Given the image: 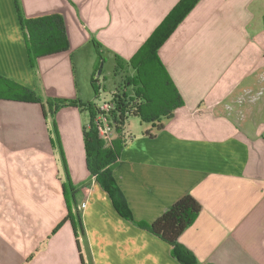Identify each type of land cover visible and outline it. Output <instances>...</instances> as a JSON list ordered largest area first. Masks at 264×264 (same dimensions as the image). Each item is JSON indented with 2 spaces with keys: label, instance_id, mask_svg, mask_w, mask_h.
<instances>
[{
  "label": "crops",
  "instance_id": "crops-1",
  "mask_svg": "<svg viewBox=\"0 0 264 264\" xmlns=\"http://www.w3.org/2000/svg\"><path fill=\"white\" fill-rule=\"evenodd\" d=\"M177 2L19 0L24 16L58 13L67 29L69 50L32 69L14 0H0V76L34 91L46 112L0 100V264H181L136 223L185 195L201 210L177 244L196 264H264V0H200L159 49L183 105L160 130L125 128L112 173L132 221L88 171V113L48 114L49 100L78 94L79 50L95 40L113 62L129 60ZM66 181L77 190L79 246L69 222L53 234L67 215Z\"/></svg>",
  "mask_w": 264,
  "mask_h": 264
},
{
  "label": "trees",
  "instance_id": "trees-1",
  "mask_svg": "<svg viewBox=\"0 0 264 264\" xmlns=\"http://www.w3.org/2000/svg\"><path fill=\"white\" fill-rule=\"evenodd\" d=\"M200 0H178L163 21L152 32L146 42L129 59L114 57L113 76L118 79L110 98L106 100L107 109H101L95 102L83 103L80 100L52 98L48 101V114L54 118L63 108H76L89 115V123L84 130V150L87 168L99 186L107 193L117 213L125 220L132 221V215L115 182L112 169L120 157L121 150L130 139L125 132L126 121L135 117L142 123L150 124L160 130L162 120H171L175 110L183 105L181 96L168 72L158 57L161 46L169 39ZM18 21L25 34V46L32 69L37 61L46 56L66 53L69 50L67 29L64 18L58 13H49L36 17H26L21 13L19 0H14ZM95 51V61L91 76V87L98 98L99 75L103 63L102 45L91 41ZM0 100L34 103L46 112L42 99L32 90L0 76ZM104 102V103H105ZM101 118L112 129L114 138L106 141L99 135ZM53 133L57 137L56 124L53 121ZM145 135L149 136L148 133ZM67 204V215L55 227L53 234L65 222L73 228L78 243V232H82L80 212L77 209L75 195L77 190L69 181L63 184ZM201 210L199 203L190 195H185L173 203L152 223H136L142 230L151 233L171 247L172 256L181 264H196L185 249L177 244L179 236L193 224ZM192 259V260H191Z\"/></svg>",
  "mask_w": 264,
  "mask_h": 264
},
{
  "label": "rangeland",
  "instance_id": "rangeland-1",
  "mask_svg": "<svg viewBox=\"0 0 264 264\" xmlns=\"http://www.w3.org/2000/svg\"><path fill=\"white\" fill-rule=\"evenodd\" d=\"M94 55L95 51L91 43L88 48H82L73 57L75 75L78 83V94L74 98L80 100L83 103L93 101L96 104L102 105L104 101L110 98V94L113 91L118 79L114 78L113 76L114 62L110 56L104 54L102 68L98 80L100 94L98 98H95L90 83L93 71L91 60L94 58ZM146 127H148L147 124L142 123L135 117H129L126 121V129L133 136L138 134L141 135L144 132V128Z\"/></svg>",
  "mask_w": 264,
  "mask_h": 264
},
{
  "label": "built area",
  "instance_id": "built-area-1",
  "mask_svg": "<svg viewBox=\"0 0 264 264\" xmlns=\"http://www.w3.org/2000/svg\"><path fill=\"white\" fill-rule=\"evenodd\" d=\"M104 102L102 103V105H100L101 109H107L108 108V105L106 104V102L105 103ZM101 120H102V126L98 127L99 135H100V137H102L103 139H105L108 142L112 139L113 131L106 124L105 118H101Z\"/></svg>",
  "mask_w": 264,
  "mask_h": 264
}]
</instances>
